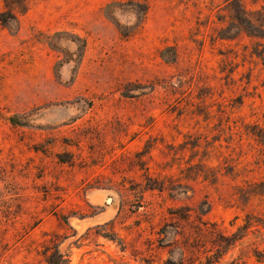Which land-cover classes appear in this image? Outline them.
<instances>
[{"label":"rangeland","instance_id":"374dc122","mask_svg":"<svg viewBox=\"0 0 264 264\" xmlns=\"http://www.w3.org/2000/svg\"><path fill=\"white\" fill-rule=\"evenodd\" d=\"M264 264V0H0V264Z\"/></svg>","mask_w":264,"mask_h":264},{"label":"trees","instance_id":"16d2710c","mask_svg":"<svg viewBox=\"0 0 264 264\" xmlns=\"http://www.w3.org/2000/svg\"><path fill=\"white\" fill-rule=\"evenodd\" d=\"M236 1V0H233ZM58 260H51L49 257H46V264H65V259L63 255H57Z\"/></svg>","mask_w":264,"mask_h":264}]
</instances>
